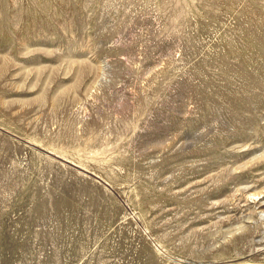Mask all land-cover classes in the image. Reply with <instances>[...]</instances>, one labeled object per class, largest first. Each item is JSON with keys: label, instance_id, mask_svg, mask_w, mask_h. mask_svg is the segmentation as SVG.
<instances>
[{"label": "rangeland", "instance_id": "1", "mask_svg": "<svg viewBox=\"0 0 264 264\" xmlns=\"http://www.w3.org/2000/svg\"><path fill=\"white\" fill-rule=\"evenodd\" d=\"M262 210L264 0H0V264H264Z\"/></svg>", "mask_w": 264, "mask_h": 264}, {"label": "water", "instance_id": "2", "mask_svg": "<svg viewBox=\"0 0 264 264\" xmlns=\"http://www.w3.org/2000/svg\"><path fill=\"white\" fill-rule=\"evenodd\" d=\"M45 152H46L47 154H49L50 156H52L53 158H56V159L59 160V161H62V162H64V163H66V164H69V165L73 166L74 168L84 170L83 168L79 167L78 165H76V164H74V163H72V162H70V161H68V160H66V159H64V158H62V157L56 155V154H53V153L50 152V151L45 150ZM84 171H85V170H84Z\"/></svg>", "mask_w": 264, "mask_h": 264}, {"label": "bare ground", "instance_id": "3", "mask_svg": "<svg viewBox=\"0 0 264 264\" xmlns=\"http://www.w3.org/2000/svg\"><path fill=\"white\" fill-rule=\"evenodd\" d=\"M255 194H256V193H255ZM257 194H259V193H257ZM257 194H256V196H258ZM253 195H254V194H253ZM262 211H264V210H262ZM261 213H262V212H261Z\"/></svg>", "mask_w": 264, "mask_h": 264}]
</instances>
